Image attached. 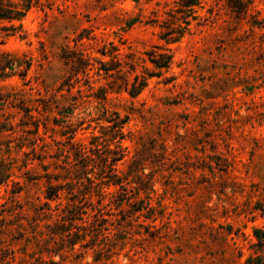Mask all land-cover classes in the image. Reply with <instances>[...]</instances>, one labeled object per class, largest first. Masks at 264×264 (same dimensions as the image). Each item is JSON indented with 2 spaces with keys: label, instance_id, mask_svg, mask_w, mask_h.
Segmentation results:
<instances>
[{
  "label": "rangeland",
  "instance_id": "374dc122",
  "mask_svg": "<svg viewBox=\"0 0 264 264\" xmlns=\"http://www.w3.org/2000/svg\"><path fill=\"white\" fill-rule=\"evenodd\" d=\"M228 1L185 14L179 0H40L0 38V264H264V0L241 20ZM118 147L128 190L89 189L78 150L95 186ZM134 162L154 192H139ZM68 228L84 238L74 251Z\"/></svg>",
  "mask_w": 264,
  "mask_h": 264
},
{
  "label": "trees",
  "instance_id": "16d2710c",
  "mask_svg": "<svg viewBox=\"0 0 264 264\" xmlns=\"http://www.w3.org/2000/svg\"><path fill=\"white\" fill-rule=\"evenodd\" d=\"M202 0H179V13H185L187 14L189 11L193 10V8L199 6L201 4ZM253 5V2L251 0H229L227 3L228 8L231 10V12L233 14L236 15V17L241 20L244 19L250 12L251 7ZM35 7H42L40 0H0V38L2 39H7L10 37H14L17 34L21 33V22L24 20V18L28 15V13ZM18 24V25H17ZM170 35V34H167ZM84 38V36L81 35V37H79L78 40H76L77 43H79L80 41H82V39ZM71 54V55H70ZM67 57H64V59L73 66V68L76 65H80L82 66L85 63V59L83 57H79V56H75L74 54L70 53ZM103 55L105 56L106 54L103 53ZM149 59L150 62L154 65V67H156L157 69L160 70H169L171 68L172 65V56L169 55L168 53H155L153 54V52H151V54H149ZM120 64L116 65V66H112V67H107L106 65H104L102 63V68H100V71H104L106 74H110L113 71H116L118 73L122 72V70H120ZM112 75V74H111ZM152 77V76H151ZM136 82L132 85V88L130 90H128V87L126 88V91L129 92L130 96L132 98H135L136 96H138L141 91L146 87L147 82L146 79L145 81H141L138 83L139 81V77L136 76L135 77ZM129 84H127L128 86ZM67 86L68 89H71V84H69L67 82ZM91 87V86H90ZM92 88V87H91ZM129 119H121L119 116H117V118L115 120H110V123H113V130L116 131L115 136H114V140L115 139H119L120 141L124 139V133L122 132V130L124 129V127L126 126V124L128 123ZM84 148H80L78 150V154L80 155V161L78 163L74 164V167H78L79 165V169L77 168V171L82 172V174H84L86 176V180L90 183V187L89 189H93L96 187H99L100 184L103 186H106L107 189H109L111 186H119L121 187V190L126 191L128 190L127 186L130 183H126V181L128 179L123 178L121 176H119V171L117 169V163L122 160L125 156V150L122 149L121 147H118V151L114 152L115 157L112 159L111 164L107 167L108 171L102 170L98 176L100 179H102L101 183H99L98 185L93 186L94 181L90 179V177H88V175L90 174L89 172L84 173V168L86 169V167H88L87 165H82V163L85 161V159L88 156L86 155V152H84ZM135 170H132L133 174V180H137V182L139 181V183H141V180H145L146 175L144 174V168L141 167V164H138L137 162L133 163V166ZM82 169V170H81ZM93 173V172H92ZM9 175H6V177H4L2 179V181H0V185L3 184V182H5V180L9 179ZM127 184V185H125ZM141 188H139V192L140 191H149V192H154V187L152 185L151 181H144L143 184L141 183ZM103 188V187H101ZM89 191L88 193H85V197L87 195L92 196V191ZM60 191L61 189L59 187H50L49 189V193L48 195L45 197L46 202L44 203V207L46 210L52 211L51 209V205L50 202L52 201H56V200H60ZM105 193H101L100 196L104 197ZM110 195L112 194L111 192L109 193ZM86 199V198H84ZM123 203V200H121ZM101 203V202H99ZM139 204L137 205H141L143 203L142 200H140L138 202ZM134 207L133 212L134 213H140L142 211H146L148 209L147 212H151V208L149 209L148 207H144L141 206L140 208H135L136 206H132ZM69 215L68 216H64L63 218H65L66 221H70V223H72L75 220H80L83 221V218H77V216H75V211L74 210H69L68 211ZM85 214V213H84ZM86 223V221L84 222ZM72 225V226H71ZM70 226L73 227V224H71ZM74 229H79V228H75ZM73 228H68L66 230H62L61 232H59L61 235V240L62 242L66 241V247H68L70 249V251H74L76 246L78 245V243H80L81 241H83V236L82 234H80V231L77 233H72V229ZM101 233V232H100ZM99 233V234H100ZM260 230H255V236L257 237L258 241L262 242L264 244L263 239L260 237ZM85 237V236H84ZM89 247V246H87ZM54 262L50 261V264H52ZM39 264H48L46 261L42 260L40 261ZM247 264H262V262H247Z\"/></svg>",
  "mask_w": 264,
  "mask_h": 264
}]
</instances>
